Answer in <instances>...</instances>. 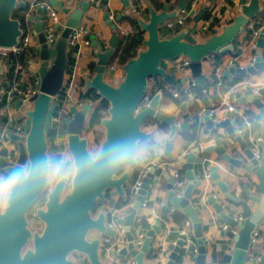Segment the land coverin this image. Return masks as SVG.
Masks as SVG:
<instances>
[{"label": "water", "instance_id": "1", "mask_svg": "<svg viewBox=\"0 0 264 264\" xmlns=\"http://www.w3.org/2000/svg\"><path fill=\"white\" fill-rule=\"evenodd\" d=\"M51 1L55 5L58 4V0ZM174 1L162 0L159 3L162 8L149 2L148 20L134 15L140 31L147 32V37L138 35L137 38L142 41L144 48L123 63L124 76L117 84L108 81L106 76L110 71L109 62L125 38L121 39L118 31H115L108 48H102L100 42L94 38L92 45L95 47L94 53L97 57L96 66L92 76L85 82L87 89H95L110 103L109 114L102 119L104 136L97 149L107 148L125 140L150 141L154 134L143 126L152 119L162 126L170 127L164 151L143 176L140 187L136 190L126 185L129 181H134L139 166L131 169L122 167L114 173L89 182L78 179L72 182L62 181L50 188L48 184L40 182L18 195L11 196L5 206L0 208V264H79L72 257L75 252L85 255L90 264H110L101 258L102 238L90 237L93 230L111 237L117 233L115 226L108 223V215L104 211L98 214L93 212L97 202L106 199L108 189H115L127 203L134 199L128 214L119 216L114 221L121 227L125 226L127 237V243L123 247H118L113 252L114 255L116 257L132 255L137 264H146L145 257L151 258L158 252V247L153 244L152 239L161 233L160 221L145 227V238L138 247L134 241L133 226L140 219L139 214L146 204L149 189L158 185V181L153 179L159 166L167 160L176 161L183 167L189 182L183 195L178 196L175 179L173 176L169 178L168 201L163 205V213L167 214L171 209L185 208L192 219L193 234L198 244L194 256L195 264H208L206 261L208 239L199 215L201 207H194L191 202L201 183V179L196 178L194 169L196 159L202 156L203 151L200 146L193 147L185 159H176L172 154L176 135L190 129V124L180 121V116L188 108H193L195 103L192 101L193 98L183 91L179 107L173 112H166L161 108L162 99L166 94L164 88H160L148 103L144 104V99L149 91L150 78L154 76H162L169 85L182 89L187 77L178 79L168 72V61L185 56L189 59L186 66L190 68L196 81L194 96L200 97L210 106L206 95L209 82L202 73L203 62L213 53L234 50L235 40L250 20L257 16L264 18V0H241L240 13L235 15L233 21L221 31L213 30L211 35L200 41H197L190 32V27L176 33L170 31L168 36H163L165 21L179 15L189 0H177L173 8ZM124 3L130 6L127 0H124ZM90 4V1L78 0L76 8L63 7L66 21L58 26L61 33L55 47L48 44L43 30L44 9L38 7L35 14L28 15L27 18L35 22V32L41 44V47L36 49L41 64L35 72L40 84L37 85V93L31 96L29 105L23 104L22 95L17 90L9 92L20 118L0 117V176L9 175L28 161H36L50 155L57 156L50 153L48 132L59 105L56 97L65 83L69 63V37L80 26ZM17 8H27V3L23 0H0V48L19 46L25 36L22 21L13 16ZM207 8L205 6L196 14L191 11L190 15H193L194 21H199ZM108 16L107 12L106 17ZM116 27V24H113V28ZM254 53L256 60L253 63L237 66L236 62H233L225 69V74L229 76L234 73L250 74L264 68V29L260 33ZM6 85L7 82H3V86ZM236 99L243 104H255L260 109L258 118H264V88L249 87L243 93L238 92ZM93 108L92 102L87 101L82 107L73 106L72 115L64 117L67 126L66 144L74 159L86 158L93 153L89 147L91 142L89 136L83 134L88 114ZM203 117L207 125L206 131L215 127L227 129L232 139L240 144V149L251 160V171L259 177L258 195L251 191L248 185H244L245 192L238 193L236 189H230L231 181L223 179L218 168L214 166L211 175L219 189L207 199L208 203L214 206L219 218L229 223L230 227L224 228L222 235L234 240V247L230 252L224 249L221 251L223 260L228 264H246L255 244L257 227L264 224V165H261L260 158L250 144L248 128L244 126L239 132V120L231 112H228L225 118L216 120L211 110L206 109ZM199 121L200 118H197L195 122ZM259 144L263 145L264 141L259 140ZM207 150L218 152L230 164H243L239 156L227 151L228 147L223 141L207 147ZM46 191L48 192L45 205L36 209V215L44 223V228L42 231H34L30 227L29 212ZM220 192L223 195L219 194ZM252 201L257 203L256 207ZM189 239L191 236L181 234L176 243L170 245L172 252L166 264L175 263ZM260 264H264V254L261 256Z\"/></svg>", "mask_w": 264, "mask_h": 264}, {"label": "crops", "instance_id": "2", "mask_svg": "<svg viewBox=\"0 0 264 264\" xmlns=\"http://www.w3.org/2000/svg\"><path fill=\"white\" fill-rule=\"evenodd\" d=\"M27 1V0H23ZM67 0H58L57 7L62 10L61 17L63 22L66 21V14L63 12L64 3ZM70 6L77 7L78 0H68ZM90 1L88 10L84 13L81 21V26H85L89 29L88 37L91 39V43L87 44L84 41V37L76 44L69 45L68 56L69 63L65 73L64 87L60 91L56 99L59 102L58 107L53 119V125L48 132V141L50 144V153L57 155L60 150L51 152V147L54 145L56 148H64L68 150L67 140V126L64 122V117L71 114L73 106H78L79 103L89 100L83 98V94L91 89H87L85 86L86 80L92 76L94 69L92 64H96L97 57L94 53L95 47L92 45L94 38L100 42L102 48H108L110 40L118 31L121 39L125 35L136 36L142 34L147 37V32H141L139 26L136 27L132 21L134 15L143 17L146 20L150 17L149 2L162 8L159 4L162 0H127L130 6H126L124 0H86ZM173 3V8L176 4ZM224 2V5H221ZM27 3V2H26ZM188 4L191 6L190 12L194 11V14L199 13L202 8L207 6L205 14L199 21H194L193 15H189L186 18L184 24L174 23L169 27L164 23L165 28L163 30V36H168V32L176 33L186 27H190V32L195 35L196 40L200 41L212 34L213 30L221 31L224 26L230 24L235 15L240 13L241 0H189ZM161 6V7H160ZM214 7H218L221 11V17L213 21L210 28L206 31H199L197 28L202 20L211 14V10ZM37 9L31 14H35ZM109 16L106 17V13ZM28 17V16H27ZM26 17L27 30L25 34L30 35V42L25 48L27 56V64L22 65L19 62H10L8 58L3 57L6 55L3 51H0V90L3 94V100L0 102V117H16L17 111L14 107V102L9 96V92L12 90V85L17 83L20 88H37L36 81L38 76L35 72L41 64L39 53L36 49L41 47L38 34L35 32V22L29 20ZM113 24H116V28H113ZM264 29V18L257 16L251 19L246 25L245 29L239 33L237 39L234 42V50H227L223 52H216L211 54L207 61L202 64V73L204 77L208 78L209 88L206 89V95L209 98L210 106L207 105L200 97H193L192 101L196 103L195 108H188L185 113L180 116V121L190 124V129L185 131L193 132L194 123L197 118H200L198 125V136L196 140L187 139L183 132L176 135L174 138V147L172 154L176 159L186 158L193 147L200 146L202 156L197 157L195 163V174L197 179H201L200 185L197 187V191L193 194L192 204L194 207H201L200 217L204 223L205 236L208 239L207 245V258L208 264H228L223 260L221 251L224 249L230 252L234 247V240L230 239L227 235H222L224 226L229 223L219 218V214L216 212L213 205L208 203V197L216 190L219 189L217 182L212 178V167H217L218 171L222 175L223 179H229L231 181L230 189L239 192H245L244 185H248L249 189L256 195L259 194V177L251 171L252 163L248 156L240 149V144L232 139L228 131L224 127H215L206 131L207 125L204 122V113L206 109H210L216 120H221L226 117V114L230 111L225 106H221V100L226 97L230 101L236 100L239 106L238 112H231L233 116L238 118V129L242 130L244 126L248 128L250 144L252 145L256 155L261 160V165H264V144L260 145L258 137H264V118H258L260 109L252 103H240L236 99L238 92H244L245 89L252 87L254 89L264 88V68L258 72L250 74L234 73L232 76L225 74V69L229 67L233 62H236L237 66H247L252 63V57L254 55V43H257L259 36L255 34V31ZM87 38V37H85ZM138 39V38H137ZM139 40V39H138ZM140 41V40H139ZM144 48V44L140 41L139 50ZM138 50V51H139ZM15 52V51H14ZM185 56H180L176 59L168 61V72L174 74L178 79L186 76L187 81L182 85L181 91L183 92L187 88L192 80H195L189 67L183 65ZM110 71L108 72L106 79L114 84L119 83L124 76L123 63L117 59L110 60ZM112 66H115L112 68ZM3 82H7L6 86H3ZM160 83L164 84V87L173 93L175 90H179L178 87H173L165 82L162 76H154L150 78V87L147 93L149 99L151 91L158 89ZM159 90V89H158ZM157 90V91H158ZM165 94L162 99L161 108L166 112H173L179 107V103L176 102L173 94ZM93 107L95 102H92ZM62 117L61 118L59 117ZM19 117V116H17ZM90 117L88 114L87 120ZM20 118V117H19ZM87 123V122H86ZM85 123V127L87 124ZM144 129L152 132L155 136L156 133H161L163 142L159 145L158 151H153L150 157L141 165H139L137 172L135 173L134 181H129L126 187L134 186L142 169L151 161H156L160 154L164 151L165 144L168 140V133L170 127L160 125L155 120H148L144 123ZM84 134V133H83ZM88 135L90 138L91 134ZM154 136L150 141L142 140L146 142H152ZM95 139V136H94ZM218 141H223V144L228 147V152L235 153L243 160L242 165L230 164L223 159L218 152L208 151L207 147L216 145ZM62 142V143H61ZM1 147V146H0ZM206 149V151H205ZM70 153V152H69ZM70 158H72L70 153ZM180 169V166L176 161L167 160L159 166L158 172L154 176V181H158V185L152 186L146 198V204L140 211L139 224L134 226L133 232L136 234L138 230L145 228L140 224L141 221L146 220L148 224H154L160 221L162 227L161 233L156 234L152 239L155 246L158 247V252L152 255L151 258L145 257L146 264H166L169 260L172 249L170 245L176 243L181 235V230L186 229L189 232L191 239L186 241L181 253L178 254L174 264H195L194 256L197 253L198 244L193 234V227L187 226L186 221L191 217L188 215L185 208L180 207L178 212L182 213L184 219L182 222H178L175 218V212L173 209L167 214L163 213V205L168 201L169 188L167 183L169 178L174 175L176 171ZM186 176V175H185ZM187 179V177H185ZM188 180V179H187ZM189 182V181H188ZM188 185V184H187ZM223 195L221 192L219 193ZM124 199L121 197L115 189H108L106 192V199L101 201L97 210L94 212L98 214L100 211H104L108 215V223L116 221L119 216H126L128 214L132 202H121ZM254 207L257 203L251 202ZM6 203H0V208L4 207ZM206 204V207H204ZM115 228L117 233L111 239V245L113 252L118 247H123L127 243L126 233H122L121 226L115 222ZM257 235L255 238L254 247L249 253V258L246 264H260L261 256L264 254V224H259L257 227ZM100 236L101 242V258L110 264H129L133 256L126 255L122 257H116L113 252L106 254L104 252L105 235L101 234L97 230L90 232V237L94 238ZM72 257L78 261L79 264H90L88 258L85 255L79 253H73Z\"/></svg>", "mask_w": 264, "mask_h": 264}, {"label": "clouds", "instance_id": "3", "mask_svg": "<svg viewBox=\"0 0 264 264\" xmlns=\"http://www.w3.org/2000/svg\"><path fill=\"white\" fill-rule=\"evenodd\" d=\"M161 133H156L152 142L125 140L107 148L101 147L86 158L74 159L60 156L28 161L7 176L0 177V203L22 193L34 184L43 182L50 186L81 180L89 182L114 173L117 169L143 164L163 142Z\"/></svg>", "mask_w": 264, "mask_h": 264}, {"label": "built area", "instance_id": "4", "mask_svg": "<svg viewBox=\"0 0 264 264\" xmlns=\"http://www.w3.org/2000/svg\"><path fill=\"white\" fill-rule=\"evenodd\" d=\"M224 4L225 3L222 2L221 5H224ZM64 5L70 6V1H68V0L65 1ZM38 7H42L44 9L43 30L45 32L47 42L50 46L55 47L57 40H58L60 33H61V31L58 29V26L60 24H64L62 17H61L62 10L60 8H58L57 5H55L51 0H30L29 8L26 12V17L29 14H31L33 11L38 9ZM190 8H191V6L189 4H187V6L181 11V13L179 15H177L176 17H174L172 19L166 20L165 21L166 25L171 27L174 25L175 22H177L179 24H184L186 22V18L190 15ZM220 17H221L220 9L218 7H214L211 10L210 16H208L207 18L205 17L202 20V22L198 25L197 28L199 29V31H204V30L206 31L208 28L211 27L213 21L217 18H220ZM255 34L257 36H259L260 29L256 30ZM88 35H89V29L85 26H81V24H80V26L78 28H76L74 30V32L70 35L69 45H73V44L78 43L82 37H84V41L87 44H90L91 39L88 37ZM193 36L195 37V35H193ZM85 37H87V38H85ZM29 42H30V35L28 33H26L19 46H16L13 48H0V51H3L5 54L11 50L16 51V52H20L28 46ZM254 47L255 48L257 47V43H254ZM255 60H256V54L254 53V55L252 57V63ZM187 64H189V59L187 57H185V59L183 60V65H187ZM114 67L115 66H112V68H114ZM36 84L37 85L40 84L39 78L37 79ZM195 85H196V81L192 80L190 85H189V88L184 90L192 98L194 97ZM12 90H17L22 95L23 104L29 105L31 103L30 98L33 94L37 93L38 87L37 88L22 89L19 87V85L17 83H14L12 85ZM182 93L183 92L179 89V90H175L172 94L174 97L177 98V97H180L182 95ZM2 100H3V94H2V91L0 90V102H2ZM149 101H150L149 96L146 95V97L144 99V104L148 103ZM84 104H85L84 101L80 102L79 107H82ZM220 105L225 106L227 108V110L230 112L236 113L239 111V106L237 105L235 99L233 101H230L226 97H223ZM240 131L241 130H239V132ZM259 140L264 141V137H258V141ZM153 163H154V161H151L142 169L140 176L138 177L137 181L134 183L133 188L135 190L140 187L143 176L151 168ZM0 177H3V175H1ZM173 177L175 179L174 184H175V187L177 188V195L182 196L184 189L186 188V186L188 184V180L180 174L179 170L174 173ZM111 224L114 226L115 222H111ZM186 225L192 226V221L188 219L186 221ZM224 228L227 229L228 225H225ZM120 231L122 233H126L125 226H122ZM257 233H258V231L256 230L255 234L257 235ZM181 234L189 235V232L186 231V229H182ZM145 235H146L145 228H142V229L137 231V233L135 234V239H134L135 245L137 247L143 243ZM111 239H112L111 236H105V238H104V241H105L104 252L106 254H110L114 250L112 245H111ZM129 264H137V263H136V260L133 258Z\"/></svg>", "mask_w": 264, "mask_h": 264}, {"label": "trees", "instance_id": "5", "mask_svg": "<svg viewBox=\"0 0 264 264\" xmlns=\"http://www.w3.org/2000/svg\"><path fill=\"white\" fill-rule=\"evenodd\" d=\"M156 1V0H153ZM27 8H17L14 13L13 16L16 18H19L22 23H23V27L25 30H27V24H26V12L29 8V3L30 0H27ZM132 21L134 22L135 26L138 27L137 24V20L132 17ZM124 43H121L120 46L118 47L117 53L115 54V56L111 59V61L113 59H117L120 62L124 63L125 61H127L128 59H130L131 57H134L139 50V46H140V41L137 39L136 36H124ZM3 57L8 58V60H10V62H19L22 65H26L27 64V56H26V50L23 49L20 52H14L13 50L9 51L6 55H2ZM96 66V64H92V68L94 69ZM164 88L165 92L168 94L169 91L164 87L163 83H160L159 88ZM158 89H155L153 91H151V95L155 94L157 92ZM170 95H172L171 93H169ZM83 98H86L87 100H89L90 102H95L94 108L92 110V112L90 113V117L88 118V125L86 127H84V134H89L90 132L94 133L95 136V142L97 144H99L100 140L103 138L104 136V130L99 131L97 129L98 125H102V119L106 116H108L109 114V100L105 97H103L101 94H99L95 89H91L90 91H87L85 94H83L82 96ZM177 103H182L181 101V97H174ZM194 107H196V103L194 105ZM193 107V108H194ZM198 125L199 122H195L194 123V131L193 132H189V131H182L184 136L189 139V140H196L197 136H198ZM166 128H168V125H165ZM180 174L183 177H186V170L183 167H180L179 169ZM45 193H43L39 199L44 200L45 198ZM121 202H125L124 199L121 200ZM101 203V201H98L93 212H95L99 206V204ZM179 209H175L173 210L175 212V218L176 220L180 223L182 222V220L184 219V216L182 213L178 212ZM139 222V221H138ZM135 223V225H137V223ZM139 224V223H138ZM140 224H142L143 227H146L148 225V221L143 220L140 222ZM134 225V226H135ZM133 226V229H134Z\"/></svg>", "mask_w": 264, "mask_h": 264}, {"label": "rangeland", "instance_id": "6", "mask_svg": "<svg viewBox=\"0 0 264 264\" xmlns=\"http://www.w3.org/2000/svg\"><path fill=\"white\" fill-rule=\"evenodd\" d=\"M59 118H61V120H62V117L60 116ZM86 124L88 125V120H86ZM97 129L99 130V131H102V130H104L103 129V126L102 125H98L97 126ZM89 134H91L90 135V140H91V142H90V150L92 151V152H95L96 150H97V148H98V144L95 142V139H94V133L93 132H90ZM62 143V142H61ZM56 150H60V152L58 153V156H60V155H63V156H66V157H70V153L67 151V150H65L64 148H56L54 145L51 147V152H56ZM50 187H52V186H50L49 185V188ZM49 190V189H48ZM47 192L48 191H46L45 192V198H44V200H42V199H38V201L36 202V204H35V206L30 210V212H29V221H30V227L34 230V231H42L43 230V228H44V223L37 217V215H36V209L39 207V206H41V207H43L44 205H45V202H46V199H47Z\"/></svg>", "mask_w": 264, "mask_h": 264}]
</instances>
